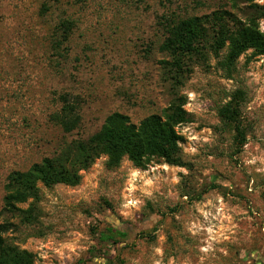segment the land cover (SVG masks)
Returning <instances> with one entry per match:
<instances>
[{
  "label": "rangeland",
  "instance_id": "374dc122",
  "mask_svg": "<svg viewBox=\"0 0 264 264\" xmlns=\"http://www.w3.org/2000/svg\"><path fill=\"white\" fill-rule=\"evenodd\" d=\"M230 7L228 0H0V209L10 173L90 137L113 113L138 124L181 98L191 117L176 129L187 168L142 170L124 159L108 170L101 157L75 187L39 185V224L8 235L34 264H264V56L247 52L231 80L215 60H190L177 79L161 50L165 19L248 13ZM63 20L73 30L55 52ZM259 29L264 34V21ZM236 92L244 103L240 150L218 116ZM63 94L78 103L71 135L52 121ZM107 227L127 238L99 242Z\"/></svg>",
  "mask_w": 264,
  "mask_h": 264
},
{
  "label": "trees",
  "instance_id": "16d2710c",
  "mask_svg": "<svg viewBox=\"0 0 264 264\" xmlns=\"http://www.w3.org/2000/svg\"><path fill=\"white\" fill-rule=\"evenodd\" d=\"M257 0H228L231 10L238 4L248 13L240 18L231 11L218 10L200 17L165 19L161 22L166 36L161 50L172 58L175 78H180L187 61L196 60L201 65L215 60L216 68L231 80L237 72V62L247 52L264 56V34L259 22L264 21V3ZM73 23L61 21L56 27L52 48L55 52L67 43ZM185 101L174 98L160 115H151L138 124L119 113L109 115L100 130L86 139H73L52 157H45L28 170L9 174L4 186L0 209V264H34L32 253L19 248L8 239L9 234H21L41 219V194L39 185L52 188L57 185L75 187L80 183V173L88 170L99 158L105 157V166L114 170L126 159L137 169L145 170L154 164L187 168L181 150L182 137L177 128L191 122L184 110ZM59 109L52 121L64 135L74 133L80 124L78 103L73 95L59 97ZM242 94L236 92L218 111L219 118L234 132V145L240 150L245 144V134L239 123L243 107ZM185 197L189 193L184 192ZM197 197L195 200H199ZM123 231L107 227L99 242L116 245L126 239Z\"/></svg>",
  "mask_w": 264,
  "mask_h": 264
}]
</instances>
